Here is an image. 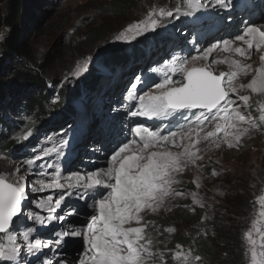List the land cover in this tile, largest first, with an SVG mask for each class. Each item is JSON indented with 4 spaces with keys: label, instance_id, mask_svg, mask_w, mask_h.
<instances>
[{
    "label": "rangeland",
    "instance_id": "obj_1",
    "mask_svg": "<svg viewBox=\"0 0 264 264\" xmlns=\"http://www.w3.org/2000/svg\"><path fill=\"white\" fill-rule=\"evenodd\" d=\"M115 1L26 0L19 17L22 44L36 60L35 67L44 83V86H40L23 78L26 68L18 65V69L5 77L6 95L0 99L3 128L5 130L7 125L10 127L9 132L4 133L9 134L15 143L9 149L1 143L3 138L0 140V175H5L10 180L15 179L19 174L16 170L19 168L20 173L25 176L26 191L29 192L23 205L25 219L22 222L16 221L15 233L17 243L21 245L20 259L24 264H49V261L55 264L57 260L79 264L78 260L84 250L82 239L59 237L57 244L58 234L68 229L82 231L90 215L94 214V209L88 210L89 202L95 203V200L100 198L99 193H103L104 189H95L99 196L91 198L92 194H88L89 189L65 188L62 190L64 199L53 212H49L48 207H40V204L48 196H52L55 201V198L61 195V190L45 189L35 192L31 189L35 181L43 179L49 182L57 172L60 173L61 182L67 184L68 178L73 177L75 173L87 179L88 173L108 167L112 153L103 152L100 145L111 143L114 148H118L121 146V144L118 146L121 137L117 134V139L115 131H112L116 138L111 142L106 139L105 142L103 139L100 144L99 136L106 133L103 132L106 126H111V123H108L111 120L106 117H112L114 125L116 122L120 125L119 121L125 119L126 114L132 119L130 113L134 109H128L125 105L129 99L127 95L129 85L135 77L146 81L139 88L141 87L142 91H149L155 90V84L163 79L160 70H166V66L172 61H190L188 67L211 66L210 70L217 75L232 70L229 64L219 61L225 58L240 60L242 63L244 61V58L235 52L220 50L214 51L207 60L202 58L192 60V57L199 56L204 49L218 44L222 39H231L245 29L243 17L236 22L240 17L239 13L229 14L230 10L233 11L230 5L222 8L215 0H198L204 7L185 15L183 13L190 10L183 0H134L130 10L114 14L110 12V8ZM178 5L181 6L180 14L175 12ZM160 7L173 11L174 15L162 18L161 26L155 31H147L130 42L114 40V37L129 24L145 19L148 11ZM262 15L264 19V12ZM262 22L256 25H264V21ZM98 27L106 28L109 34L105 38L97 36ZM233 30L237 33H231ZM11 34L12 31L6 28L0 31V56L3 53V43ZM232 47L247 46L241 41H236ZM89 57L91 59L87 62V71L78 77L74 76L77 66L82 68ZM213 58L217 63H212ZM17 60L19 64L24 62L23 58ZM212 66L215 69H212ZM253 75L255 74L243 78L244 74H241L233 82L238 88V95H250L252 101L255 98L259 101L264 100V96H257L250 93L247 88L239 87L241 84H248ZM173 79L176 77L173 76ZM35 96H40L42 101H46L51 111L42 113L45 111L35 106L38 103L34 102V106H26ZM63 100L69 105V110L57 111L55 105ZM240 107L242 112H247L249 121L241 127L248 128L249 131L243 135L239 146L229 148L225 143H221L217 148L213 141L222 140L223 134L209 141L202 140L196 145V148L200 149L197 155L203 158L197 160L195 165L189 164L178 174L180 183L174 187L182 195L170 199L168 207L171 208L173 203L181 202L185 197L200 205L193 200V194L205 205L218 202L228 184L249 182V186L254 190L249 197L253 217L247 229L249 231L252 229L253 220L258 219L257 213L260 210L258 197L264 195V123L259 124L248 109L242 104ZM193 112L198 114V110L178 112V117L188 125L194 119ZM124 124L122 121V127H126ZM214 130L215 122L206 123L200 135ZM29 131L32 133L31 136L24 139ZM117 132L122 131L119 129ZM126 132L128 133L127 130ZM3 137L7 138V135ZM133 139L138 138L135 136ZM177 140L179 141V137ZM184 142L187 143V139ZM165 147L173 152L182 151L171 144ZM52 148L58 151L51 152L48 156L43 155L44 150ZM152 150L161 149L147 151ZM37 155L43 158L35 160L32 166H28L26 161L35 159ZM25 168L28 169L27 172L24 171ZM210 168L212 170L208 172ZM214 170L216 175H213ZM74 197L77 199L74 200ZM166 211L167 208H162L156 213L145 210L141 215L144 222H147L150 218L165 215ZM29 216H39L44 223H36L28 219ZM50 216L64 219H48ZM258 227L264 230V222ZM25 231L30 232L29 242L40 239L42 245L51 247L43 246L34 253H28L25 247L27 242L23 240L22 235ZM253 237L258 239L255 230ZM68 240L73 241L70 246ZM0 242L7 243L4 234H0ZM157 252L164 254L165 264L166 251L162 248Z\"/></svg>",
    "mask_w": 264,
    "mask_h": 264
},
{
    "label": "snow or ice",
    "instance_id": "obj_2",
    "mask_svg": "<svg viewBox=\"0 0 264 264\" xmlns=\"http://www.w3.org/2000/svg\"><path fill=\"white\" fill-rule=\"evenodd\" d=\"M183 3L190 10L183 13L185 15L204 7L198 0H183ZM215 3L222 8L229 7L226 0H215ZM175 12L180 14L181 6H176ZM173 15V11L163 7L153 8L148 11L145 19L129 24L114 37V40L130 42L147 31H155L161 26L162 18ZM236 41L243 42L247 47L233 48L232 45ZM262 47L264 26L253 23L231 39H222L218 44L204 49L199 56L192 57V60L201 58L207 60L217 50L235 52L244 59H251L250 51L255 48L259 52ZM90 59L91 57L87 58L82 68L77 66L73 75L78 77L86 72ZM260 61L261 66L253 70L251 64L225 58L219 62L229 64L232 70L221 72L219 75L210 70V66L188 67L190 61H172L166 66V70H160L163 79L155 84V90L143 91L141 94H138L139 86L146 81L135 77L129 85L127 95L130 100L138 101L139 107L130 113L131 116L165 118L176 112L192 110H198V114L193 112L194 119L188 125L182 126L180 132L173 131L168 135L143 125L134 128L133 132L138 139H131L119 146L112 154L108 167L88 173L87 179L75 173L73 177L68 178L69 183L65 184L61 182L60 173L57 172L49 182L43 179L35 181L32 191L61 190V195L55 198V201L52 196H48L40 204L42 208L48 207L49 212H53L64 199L62 190L65 188L104 189V192L100 193V198L95 200L94 214L90 215L83 230L68 229L59 233L57 244L59 237L81 238L84 250L79 264H164V254L154 251V237L147 231L153 222H144L141 213L145 210L156 213L162 208L171 210L168 201L182 195L174 187L180 183L178 174L189 164L195 165L197 160L203 158L197 155L200 149L196 148L202 140L209 141L223 134L222 140L213 141L217 148L221 143H225L229 148L239 146L243 135L249 131L248 128L241 127L249 121L247 112H242L240 106L242 104L245 109H251L252 104L250 95H238V88L233 82L239 75H247L254 71L255 75L251 81L239 87L247 88L250 93L257 96H264V55L260 56ZM212 63H217L215 58ZM173 76L176 79H173ZM257 112L259 119L264 121V100L258 102ZM214 122L215 130L201 136L204 125ZM31 134L29 131L23 138L27 139ZM185 139L187 143L184 142ZM169 144L181 148L182 151H171L165 147ZM157 148L161 150L147 151ZM56 151L58 150L55 148L44 150L43 155L48 156ZM42 158L37 155L35 159H28L26 164L32 166L35 160ZM27 170L25 168L24 171ZM16 171L19 174L15 179L10 180L7 176L0 175V234H4L7 240V243L0 242V264H24L20 259L21 245L17 243L15 233L16 221L22 222L25 219L23 205L29 192L26 191L24 174L20 173L19 168ZM213 175H216L215 170ZM193 200L200 204V207H204V204L196 199L195 194ZM257 203L260 209L257 213L258 219L253 220L252 229L244 234L247 247L245 255L250 257V264H264V230L258 227L264 222V195L258 197ZM27 218L39 224L44 223L39 216ZM48 219L63 220L64 217L50 216ZM133 224L136 226H131ZM253 230L258 239L253 237ZM167 231L171 233L175 229L170 227ZM22 235L23 240L27 242L25 247L28 253H34L43 246L51 247L42 245L40 239L29 242V231L23 232ZM67 243L70 246L73 241L68 240ZM181 247L179 244L176 245L177 249ZM173 259L177 264H192L193 261H201L202 258L200 255H193L190 249L187 253L176 251ZM55 264L69 262L57 260Z\"/></svg>",
    "mask_w": 264,
    "mask_h": 264
},
{
    "label": "trees",
    "instance_id": "obj_3",
    "mask_svg": "<svg viewBox=\"0 0 264 264\" xmlns=\"http://www.w3.org/2000/svg\"><path fill=\"white\" fill-rule=\"evenodd\" d=\"M133 2L134 0H116L110 12L122 14L133 7ZM25 3L26 0H0V31L5 28L12 31L11 36L3 43V53L0 56V99L6 95L5 77L18 69V65L26 68L23 78L44 86L35 67L36 60L22 44L23 36L18 22ZM96 31L97 36L103 38L109 34L104 27H98ZM19 58H23L24 62L19 64L17 60ZM258 101L256 98L254 101L251 100L252 107L248 112L255 121L263 125L264 122L259 119L257 112ZM33 102L38 103L35 106L45 111L42 113L51 111L47 102L42 101L40 96L32 97L26 106H34ZM55 106L57 111L69 110V105H66L64 100ZM3 126L0 118V140L3 138L1 143L10 149L15 143L9 134L4 133L9 132V125L5 126V130ZM4 135H7V138H4ZM211 170L210 168L208 172ZM249 185V182L228 184L218 202L204 204L203 208L188 197L182 198L181 202L173 203L171 210L166 211L165 215L148 219L147 222H153L147 231L154 237L155 251L162 248L166 251L165 264H177L173 259L174 253L176 251L187 253L190 249L193 255H200L202 258L201 261H193L192 264H249L250 257L245 255L247 247L244 240V234L253 218L252 202L249 197L254 190ZM170 227L175 231L169 233L167 229ZM177 244L182 247L177 249Z\"/></svg>",
    "mask_w": 264,
    "mask_h": 264
},
{
    "label": "bare ground",
    "instance_id": "obj_4",
    "mask_svg": "<svg viewBox=\"0 0 264 264\" xmlns=\"http://www.w3.org/2000/svg\"><path fill=\"white\" fill-rule=\"evenodd\" d=\"M226 3H229V5H230V8H232V10L233 11H229L230 13L229 14H231V15H233L235 12L238 14H240V17H238V19H236V22H237V20H240V18L241 17H243L244 18V14L242 13H240V11L239 10H235L234 8H233V1L232 0H226ZM238 9V8H237ZM263 10H264V3L262 4V8L260 9V11L259 12H261L260 13V16H254V17H252V19L247 23V24H245L244 26L246 27L247 25H251V24H253V23H255V24H258V23H263L262 21H264V19H263V15H262V12H263ZM235 22V23H236ZM233 24V23H232ZM197 25H199V24H197ZM200 26V25H199ZM262 26H264V25H262ZM244 27V28H245ZM239 32V31H238ZM241 32V31H240ZM231 33H233V34H236L237 33V31H235V30H233V32H231ZM261 55H264V47H262L261 49H260V51L259 52H257L256 50H255V48H253L251 51H250V56H251V59H244V61H243V64H251L252 65V69L253 70H255L256 68H258L259 67V64H260V56ZM211 67V66H210ZM212 69H215L214 68V66H212ZM251 74H255V72L254 71H251V72H249L247 75H244L243 76V78L245 77H247V76H250ZM240 80H241V78H240ZM119 116H122V114H119ZM123 117V116H122ZM106 118H109L111 121H109L108 123H111V126H106V129H104V131L103 132H105L106 131V133H104V135H100L99 137V141H100V144L102 143V141H103V139L105 140H108V141H110L111 142V140L112 139H114V138H116L114 135H113V133H112V131L114 132V131H117V130H121L122 132L121 133H123L124 131H123V127H122V121L125 123L124 125L126 126V127H128V125H129V127L130 128H132V130L134 129V128H136V125H135V119L134 118H130L129 117V115L128 114H126V116L124 117L125 119H123L122 118V120H120L119 122H121V124L119 125V124H117L118 122H116V124L114 125L113 124V122H112V117H106ZM116 118V117H115ZM99 126V125H98ZM115 127V128H114ZM126 127H124V130L126 131ZM118 139V138H117ZM106 140H105V142H106ZM128 141H129V139H128ZM109 143V142H108ZM99 145V144H98ZM122 145V144H121ZM100 146H102L101 148H102V150H103V152L105 151V152H111L112 154L114 153V151L115 150H117L118 148H114V146L111 144V143H109V144H107V145H100ZM107 147H109V148H107ZM135 147V146H134ZM110 160V159H109ZM109 160H108V162H109ZM88 194H92L90 197L92 198L93 196H99V194H97V192H96V190L95 189H89V191H88ZM81 197V196H80ZM74 200H76L77 198L76 197H74L73 198ZM81 199V198H80ZM81 212V211H80ZM84 214V213H83ZM81 215V214H80ZM79 261V260H78Z\"/></svg>",
    "mask_w": 264,
    "mask_h": 264
},
{
    "label": "water",
    "instance_id": "obj_5",
    "mask_svg": "<svg viewBox=\"0 0 264 264\" xmlns=\"http://www.w3.org/2000/svg\"><path fill=\"white\" fill-rule=\"evenodd\" d=\"M195 111H197V110H195Z\"/></svg>",
    "mask_w": 264,
    "mask_h": 264
}]
</instances>
